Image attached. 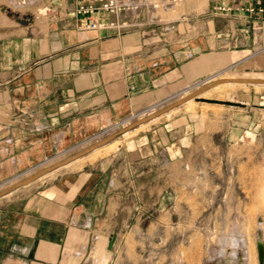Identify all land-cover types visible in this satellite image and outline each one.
I'll list each match as a JSON object with an SVG mask.
<instances>
[{"label":"crops","instance_id":"0c3cea01","mask_svg":"<svg viewBox=\"0 0 264 264\" xmlns=\"http://www.w3.org/2000/svg\"><path fill=\"white\" fill-rule=\"evenodd\" d=\"M214 3L231 9L150 36L90 30L74 0L45 32L0 28V186L215 70H264V0ZM169 126L152 122L44 185L0 196V264H106L108 236L170 191L163 169L183 147Z\"/></svg>","mask_w":264,"mask_h":264},{"label":"rangeland","instance_id":"374dc122","mask_svg":"<svg viewBox=\"0 0 264 264\" xmlns=\"http://www.w3.org/2000/svg\"><path fill=\"white\" fill-rule=\"evenodd\" d=\"M156 1V13L162 21L155 26L174 25L179 30L184 28V21L193 27L195 20L215 11L213 7L217 5L214 0ZM70 3L71 0H0V28L14 25L16 34L33 32L34 28L37 33L45 32L66 17ZM214 74L217 78L257 76L264 75V70L234 65L215 70L200 80ZM202 85L205 84L192 87L186 93ZM213 87L198 96L230 99L242 105L192 98L191 103L172 108L139 128L158 120L171 122V127L167 128L182 142V158L163 169L170 175V180L164 183L170 191L157 200L156 205L142 206L135 217L127 218L116 233L108 236L109 240L114 234L110 252L101 258L106 264H224L223 256H218L217 252L228 247L226 240L232 236L244 241V248L251 251L250 256L255 261L250 258L251 264H257L256 239L264 243V85L243 83ZM124 120L115 124L116 130ZM137 131L117 136L112 143L107 142L83 156L81 166L113 151L118 143ZM79 148L49 159L44 165ZM69 170L73 168L60 166L30 186L16 188L6 197L40 186L41 181L44 185L46 179ZM33 171L7 180L0 189ZM240 250L238 257L241 258Z\"/></svg>","mask_w":264,"mask_h":264},{"label":"built area","instance_id":"2783aa9c","mask_svg":"<svg viewBox=\"0 0 264 264\" xmlns=\"http://www.w3.org/2000/svg\"><path fill=\"white\" fill-rule=\"evenodd\" d=\"M75 5L73 13L75 16L84 18L85 27L90 30H105L114 31L116 33L125 32L127 29L138 28L144 36H150L154 30L155 24L162 21L156 13L158 1L156 0H74ZM168 4L167 2H165ZM215 11L228 12L231 7L228 5L217 4L213 7ZM251 11V9H249ZM103 15H108L109 18H103ZM230 64L229 66H234ZM228 66V67H229ZM76 145V144H75ZM74 146V145H72ZM72 147H70L71 149ZM65 149L62 152L52 157H45L44 161L33 166L35 169L50 159L55 158L59 154L70 152ZM29 170V171H30ZM10 178L16 179V177Z\"/></svg>","mask_w":264,"mask_h":264},{"label":"water","instance_id":"95a60500","mask_svg":"<svg viewBox=\"0 0 264 264\" xmlns=\"http://www.w3.org/2000/svg\"><path fill=\"white\" fill-rule=\"evenodd\" d=\"M228 81H232V82H238V83H248V84H263L264 85V77H242V78H218L216 80H214V82H210L208 84L202 85L199 89H196L190 93H187L185 96L178 98L177 100L171 101V103H168L162 107L157 108V110L148 113L147 115H144L142 118L140 119H136L133 120L131 122H129V124L125 125V126H121L120 128H117V130H115L113 133L101 138V140L95 141L90 143L89 145H87V147L76 150L74 152H72L71 154L64 156L60 159H58V161H55L49 165H44V167H39V168H35L33 172H31L30 174L26 175L25 177L16 180V182L5 186L4 188L0 189V196L9 194L13 191L16 190V188L21 187V186H25L27 184H30L31 181H34L36 179H39L40 177H43L46 173H49L55 169H57L60 166L66 165L70 162H72L75 158L77 157H81L86 155L88 152H90L91 150L100 147L101 145H103L104 143H107L113 139H115V137L122 135L123 133L129 131L130 129L134 128L135 126L143 123V122H147L150 121L154 118H157V116L162 115L163 113L169 112L170 110H172V108H175L183 103H185L188 99L193 98L195 100H203L206 102H210V103H221V104H225V105H242L239 102L236 101H232V100H223V99H217V98H204V97H198V95L214 86L216 83H220V82H228ZM114 240V234L111 235V238L107 241V248L110 249L112 247V243ZM256 255H257V264H264V243L260 240H258V238L256 239ZM223 264V263H222Z\"/></svg>","mask_w":264,"mask_h":264},{"label":"bare ground","instance_id":"6f19581e","mask_svg":"<svg viewBox=\"0 0 264 264\" xmlns=\"http://www.w3.org/2000/svg\"><path fill=\"white\" fill-rule=\"evenodd\" d=\"M220 78H225V79H228V78H237V77H239V78H242V77H255V78H257V77H264V75H257V76H249V75H246V74H242L241 76H219ZM216 79H218L217 77H216V75L214 74V75H211V76H208L207 78H204V79H202V80H200V81H198V82H196V83H193V85H189V86H187V87H185L184 89H182V90H180V91H176V92H173L171 95H169L168 97H165V98H163V100H159V101H157L156 102V104H151V105H149V106H147V107H145L142 111H138V112H136V113H133V114H131V116H129L128 118H126V120H124L121 124H122V126H125V125H127V124H129V122H131V121H133V120H136V119H140V118H142L144 115H147L148 113H151V112H153V111H155V110H157V108H159V107H162V106H164V105H166V103L168 104V103H171V101H174V100H177L176 98H181V96H184V95H186L187 93H186V91L187 90H189V89H191L192 87H197L198 85H200V84H208V83H210V82H214V80H216ZM228 84H230V85H234V84H243V83H238V82H232V81H228V82H220V83H216L215 85H214V87H213V89L214 88H219L220 86H224V85H228ZM257 85V84H256ZM263 85V84H262ZM199 88V87H198ZM180 93H185L184 95H181L180 96ZM201 94V93H200ZM201 97H203L204 96V98H206V95H200ZM200 96H198V97H200ZM218 99V98H217ZM193 101V99L192 98H190V99H188L186 102H185V104L186 103H191ZM184 104V105H185ZM153 120V119H152ZM154 120H155V118H154ZM149 121H147V122H143V123H141V124H139V125H137V126H135L134 128H132V129H130L129 131H127V132H125V133H123L122 135H126V134H129V132H132V131H135V130H138L139 128H141V127H143V125H145V124H147ZM116 129H115V126H113V127H110V128H108V129H106V130H104V131H102L100 134L98 133L97 135H95V136H93L94 138H92V139H86V141H83L82 143H80V148L79 149H82V148H85V147H87V145H89L90 143H92V142H95V141H98V140H101V138H103V137H105V136H107V135H109V134H111V133H113L114 131H115ZM92 137V136H91ZM113 140H115V139H113ZM112 141V140H111ZM111 141H109V142H111ZM108 142V143H109ZM113 142V141H112ZM111 142V143H112ZM115 142V141H114ZM110 143V144H111ZM105 144V143H104ZM108 145V144H107ZM103 146H105V145H103ZM110 145H108V147H109ZM111 146H113V145H111ZM101 147V146H100ZM98 149H99V147H97ZM79 149H77V150H79ZM96 149V148H95ZM107 149H109V148H107ZM94 150V149H93ZM97 150V149H96ZM74 151H76V150H74ZM110 151V150H109ZM89 153V152H88ZM87 153V154H88ZM91 153H92V150H91ZM82 157V156H81ZM77 158H79V157H77ZM77 158H75V159H77ZM73 160V161H77V160ZM79 160V159H78ZM53 161V160H52ZM72 161V162H73ZM49 162H51V160L49 161ZM55 162V161H54ZM51 163H53V162H51ZM51 163H48L47 165H49V164H51ZM71 163V162H70ZM70 163H68V164H70ZM67 166V165H66ZM227 245L226 246H228L227 248H221V249H219L218 250V256H223V261H224V264H251L252 263V261H254L253 260V256H250V254H251V251H249V249L247 248V250L244 248V241H242V239H239V238H237V237H233L232 236V238L230 237V238H228L227 240ZM251 244V243H250ZM241 249L240 251H241V255H242V257L240 258V257H238V249ZM252 248H253V245H252ZM250 250H251V248H250ZM253 254V253H252ZM250 258L252 259V261H250ZM254 258H255V256H254ZM255 262V261H254Z\"/></svg>","mask_w":264,"mask_h":264}]
</instances>
